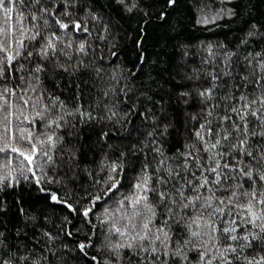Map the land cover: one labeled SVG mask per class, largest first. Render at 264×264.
<instances>
[{"label":"snow or ice","instance_id":"snow-or-ice-1","mask_svg":"<svg viewBox=\"0 0 264 264\" xmlns=\"http://www.w3.org/2000/svg\"><path fill=\"white\" fill-rule=\"evenodd\" d=\"M185 4L192 30L242 26L193 44L171 25ZM153 25L174 35L150 57ZM80 260L264 264L252 0H0V264Z\"/></svg>","mask_w":264,"mask_h":264},{"label":"trees","instance_id":"trees-1","mask_svg":"<svg viewBox=\"0 0 264 264\" xmlns=\"http://www.w3.org/2000/svg\"><path fill=\"white\" fill-rule=\"evenodd\" d=\"M252 2L256 5V11L260 15H264V0H252ZM247 8L245 9V16L247 15ZM191 13L187 5L178 9L177 14L173 17L171 21V25L174 28H183L184 31L182 35L188 38L193 44H195L199 40H212V39H224L225 36L231 38L238 29L242 26L243 18L241 21L233 22L229 20H224L220 22L222 26L213 27L209 25L207 28L201 27L199 30H192L191 25L186 23L190 19ZM127 27L131 31L132 28L136 27L135 21H128ZM174 35L172 33L171 28L168 26L160 27V26H150L149 32L145 38L144 47L148 52L150 57H155L156 53L160 51V45L163 41L169 36ZM166 52L171 54L172 48L169 47L166 49ZM136 52L133 51L131 43H127L124 48L123 53L121 54V58L127 59L130 63L135 60ZM89 159H92L91 154L88 156ZM100 176L97 175L96 179H99ZM92 179V177H88L86 175H81L79 177L74 178V183L71 185L73 189L76 191H80L81 188L85 190H91L88 187V182ZM83 193L81 192V195ZM57 211L60 212V208H57ZM62 215H68L69 219L72 221L70 228L75 230L76 228L81 227V223L76 213H69L67 211L61 212ZM84 236L81 235L78 239H83ZM78 264H85L83 260L78 261Z\"/></svg>","mask_w":264,"mask_h":264}]
</instances>
